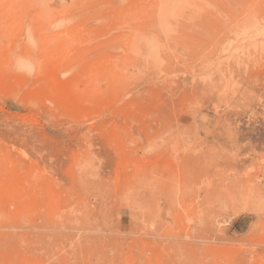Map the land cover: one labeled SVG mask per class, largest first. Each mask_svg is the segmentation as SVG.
Here are the masks:
<instances>
[{
  "label": "rangeland",
  "instance_id": "374dc122",
  "mask_svg": "<svg viewBox=\"0 0 264 264\" xmlns=\"http://www.w3.org/2000/svg\"><path fill=\"white\" fill-rule=\"evenodd\" d=\"M0 264H264V0H0Z\"/></svg>",
  "mask_w": 264,
  "mask_h": 264
}]
</instances>
